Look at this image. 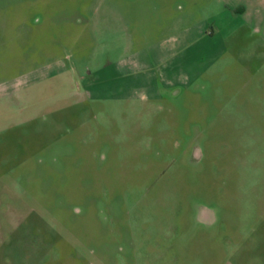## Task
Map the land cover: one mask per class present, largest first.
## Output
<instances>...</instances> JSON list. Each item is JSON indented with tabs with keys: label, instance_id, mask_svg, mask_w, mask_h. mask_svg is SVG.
<instances>
[{
	"label": "rangeland",
	"instance_id": "obj_1",
	"mask_svg": "<svg viewBox=\"0 0 264 264\" xmlns=\"http://www.w3.org/2000/svg\"><path fill=\"white\" fill-rule=\"evenodd\" d=\"M0 264H264V0H0Z\"/></svg>",
	"mask_w": 264,
	"mask_h": 264
},
{
	"label": "flooded vegetation",
	"instance_id": "obj_2",
	"mask_svg": "<svg viewBox=\"0 0 264 264\" xmlns=\"http://www.w3.org/2000/svg\"><path fill=\"white\" fill-rule=\"evenodd\" d=\"M196 152L198 153V151L194 152L193 160L199 159V154L196 155ZM207 211L212 212V215H213L212 221H210V215L208 214ZM196 219L202 225H211V224H214L216 221V214L213 210L201 208L197 212Z\"/></svg>",
	"mask_w": 264,
	"mask_h": 264
}]
</instances>
